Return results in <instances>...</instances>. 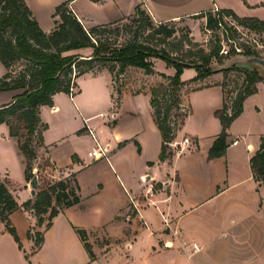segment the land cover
Masks as SVG:
<instances>
[{
    "label": "crops",
    "instance_id": "crops-1",
    "mask_svg": "<svg viewBox=\"0 0 264 264\" xmlns=\"http://www.w3.org/2000/svg\"><path fill=\"white\" fill-rule=\"evenodd\" d=\"M25 2L46 34L55 29L59 18L54 16L62 4L69 5L86 29L124 21L137 7L158 24L202 16L216 7L264 21L259 14L264 0ZM153 64L154 74L133 82V87L142 84L140 90L120 96L114 121L108 117L113 78L104 70L83 75L77 93L75 87L71 94L58 93L53 107H41L45 128L40 126L33 137L37 149L33 173L39 187L72 178L81 200L64 209L48 230L37 226L32 212L15 211L10 219L22 249L0 222V264H264V183L254 180L250 164L264 136V82L257 83V92L245 100L242 115L229 129L225 156L210 160L209 151L222 132L215 112L225 103L223 72L193 81L197 71L185 69L180 111L188 116L171 144L174 156L162 162L163 138L152 90L167 85L162 75L173 77L176 70L159 59ZM7 72L0 60V80ZM22 92L0 93V106ZM185 138L195 146L181 147ZM97 143L109 149L107 158L88 156ZM41 160L49 169L40 168ZM25 169L17 138L6 124L0 125V183L20 205L34 199ZM31 229L44 233L36 251L34 238L28 236ZM76 229L87 232L94 258ZM194 244L200 246L199 252L193 250Z\"/></svg>",
    "mask_w": 264,
    "mask_h": 264
},
{
    "label": "trees",
    "instance_id": "trees-1",
    "mask_svg": "<svg viewBox=\"0 0 264 264\" xmlns=\"http://www.w3.org/2000/svg\"><path fill=\"white\" fill-rule=\"evenodd\" d=\"M222 13L231 15L239 24L251 30L264 31V21L258 18H241L229 10H222ZM205 15L207 26L210 29L216 28L217 20L213 12ZM54 17L59 18L56 21V27L50 34H46L25 0H0V60L8 71L0 80V93L23 91L11 103L0 106V125L6 124L11 136L17 138L18 147L26 159V180L31 182L35 176L33 171L37 149L33 145V137L40 126L45 128L41 125V107H53L54 96L58 93L71 94L76 79L93 71L96 65L99 70L101 69L100 71L111 67L110 71L118 69L120 73L128 68H139L146 75L154 74L152 59L162 60L168 66L174 67L176 72L173 77L162 75L168 81V85L161 84L152 90L155 120L163 138L160 161L171 159L174 151L169 145L173 143L176 131L188 116L187 113L173 115L174 111L180 112L181 110V90L185 86L181 79L183 72L185 69H195L197 77L193 81L211 76L215 71L212 68L213 61L220 62L222 59L219 55L220 40L210 52L202 49L198 60L190 62L178 54L182 49H175V54H173L167 48H163L166 39L174 37L175 28H169L164 24L155 26L151 17L141 7H137L135 15L126 20L132 19L133 21L139 17L141 28L152 31L148 37L153 34L159 37L157 46L151 45L148 38L140 40L138 31L134 34L128 32L129 36L123 43H119L118 40L113 43L108 40L103 42L99 35H105L110 27L122 21L86 29L68 4L59 6ZM115 32H120V28L115 29ZM88 48L93 49L94 53L87 58L80 55L65 56L68 52ZM245 56L259 57L250 50ZM19 62H25L26 68L14 77L11 67ZM233 71L244 73L245 79L243 84L236 89V97H231L230 100L226 97L223 107L215 112L221 122L222 132L209 151L210 160L225 156L230 146L228 143L229 129L242 115L245 100L257 92V83L264 82L259 71L251 65L234 67L223 73L228 74ZM223 87L225 89L228 87L225 82ZM175 116L182 119L179 125L173 121ZM250 164L254 180L264 183V136ZM79 191L77 181L72 178L47 182L39 187L34 199L20 205L7 185L0 183V222L5 223L7 231L22 249L17 230L10 219L11 215L21 209L32 212L37 218V226L45 225V229L48 230L53 220L64 209L79 204L81 200ZM76 232L85 242L91 258H94L91 247L86 243L87 232L81 229H76ZM28 236L34 238L35 251L41 248L44 233L31 229Z\"/></svg>",
    "mask_w": 264,
    "mask_h": 264
},
{
    "label": "rangeland",
    "instance_id": "rangeland-1",
    "mask_svg": "<svg viewBox=\"0 0 264 264\" xmlns=\"http://www.w3.org/2000/svg\"><path fill=\"white\" fill-rule=\"evenodd\" d=\"M146 14L147 11H145ZM260 15L264 17V10L259 12ZM149 15V14H148ZM139 17H136V19H130V20H124L118 25L112 26L109 28V31L105 33V35H99V38L105 41H109L110 43H113L115 40H118L119 43L125 42L128 32H136L138 31L140 34V40H144L148 38V41L151 45L157 46L159 37L155 34L150 35L151 37H148L149 34H152V31L150 29L144 30L141 28V24L139 22ZM153 21V20H152ZM155 26H158L160 24L154 22ZM164 25H167L169 28H175L176 33L174 37L171 39H166L165 46L163 48H167L171 53L175 54V49H182L178 52V54L185 60L188 61H197L199 58V52L200 50L204 49L206 52H210L214 47H216L219 43V32L216 28L210 29L207 26V16H198L193 18H188L184 20H179L176 22H169L165 23ZM127 26V27H126ZM120 28V32H115V29ZM111 30V31H110ZM239 30L234 34V38L237 41V44L239 47H242L244 51L247 49H250L254 51L260 58L264 59V31H257V30H251L245 26L239 25ZM94 53L93 49H81V50H75L71 51L65 54V56H73V55H80L84 57L92 56ZM156 59H152L153 62ZM234 59H227L222 58L220 62H217L216 60L212 63V68L214 71V74L219 73L221 68L228 66ZM223 64V65H222ZM112 66V65H110ZM161 65H158V69ZM26 68L25 62H19L16 63L11 67V72L14 77L18 75V73ZM111 67L104 68L103 70L106 72H109L112 75L113 78V87H114V99H113V106L109 113H111L108 117L111 118L113 114H117L118 108H119V100L120 95L123 94L125 91H130L133 94V89L135 91L140 90L142 84L140 83L137 86L133 87V82L136 81H144L145 80V72L142 69L139 68H128L125 72L120 73L118 69H115L114 71H110ZM101 70V69H100ZM99 67L96 65V68L88 72L87 74H97L100 72ZM102 70V71H103ZM160 70V69H159ZM82 77V76H81ZM79 77L75 81V93L79 91L78 87V80L81 78ZM224 82L227 84L226 89V97L228 100L230 98H235L237 95L236 89L243 84V81L245 79V74L242 72L233 71L228 74L222 75ZM162 79V78H161ZM153 81V78L150 79ZM164 80V78H163ZM166 84L168 85V81L164 80ZM168 87V86H167ZM181 113H185L182 111H174L173 115H178ZM115 119H113L114 121ZM181 118H177L176 116L173 118V121L176 122L178 125L181 123ZM112 121V122H113ZM40 168L47 170L49 169V165L41 160L39 163Z\"/></svg>",
    "mask_w": 264,
    "mask_h": 264
},
{
    "label": "built area",
    "instance_id": "built-area-1",
    "mask_svg": "<svg viewBox=\"0 0 264 264\" xmlns=\"http://www.w3.org/2000/svg\"><path fill=\"white\" fill-rule=\"evenodd\" d=\"M212 12L214 14L215 19L217 20L216 29L218 30L219 35H220L219 37L220 46H221V49L219 52L220 57L227 58V59H236L239 57H246L245 54L250 49H247L246 51H244L242 47L238 46L237 41L234 38V34L237 32V30L240 31L239 25L241 24H239V22L235 20L231 15L223 14L222 10L219 9L218 7H216ZM73 88L71 89V92L73 91ZM111 118L116 119V114H113ZM89 134L96 140V136L93 130L90 129ZM237 143L238 142H234L235 145ZM193 146H195V143L190 138H185L181 142V147L183 148H191ZM108 153H109V149L107 147H103L97 143L96 148L90 151L88 153V156L93 159H103V158H107ZM193 250L195 252H199L201 248L198 244H194Z\"/></svg>",
    "mask_w": 264,
    "mask_h": 264
},
{
    "label": "water",
    "instance_id": "water-1",
    "mask_svg": "<svg viewBox=\"0 0 264 264\" xmlns=\"http://www.w3.org/2000/svg\"><path fill=\"white\" fill-rule=\"evenodd\" d=\"M249 65L255 67L259 71L260 75L264 78V59L257 57V56L236 58L228 66H225L218 71L223 72L225 70H228L234 67H244V66H249ZM30 187H31V194L33 198H35L39 190V181L36 175L31 180Z\"/></svg>",
    "mask_w": 264,
    "mask_h": 264
}]
</instances>
